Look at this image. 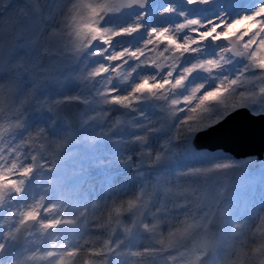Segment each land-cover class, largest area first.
Listing matches in <instances>:
<instances>
[{"label":"snow or ice","instance_id":"1","mask_svg":"<svg viewBox=\"0 0 264 264\" xmlns=\"http://www.w3.org/2000/svg\"><path fill=\"white\" fill-rule=\"evenodd\" d=\"M148 2L0 0V264H264V194L242 203L228 179L248 169L264 186V159L176 165L233 112L264 117V3L207 21L168 4L157 15L180 22L114 50L147 13L122 27L106 18ZM207 41L224 45L177 74ZM237 58L246 63L234 76L178 95L194 73ZM140 65L168 71L121 92ZM142 101L158 102L155 118Z\"/></svg>","mask_w":264,"mask_h":264},{"label":"rangeland","instance_id":"2","mask_svg":"<svg viewBox=\"0 0 264 264\" xmlns=\"http://www.w3.org/2000/svg\"><path fill=\"white\" fill-rule=\"evenodd\" d=\"M260 3H264V0H211L210 3L202 5L203 9L199 11L194 6H187L183 4V0H149L148 6L146 9L139 8H130L125 10L123 13L111 14L106 18L105 26H116L122 27L128 24L134 23L135 18L140 15L142 11H146L147 15L140 23H142L145 27L141 29L140 32L134 33L133 37L130 41L119 40L115 42L116 47L114 50H121L123 47H130L135 49L136 47H141L143 45L144 40L147 39V31L150 27H162L167 25H175L180 22L181 18L178 15H165L159 16L157 15L159 8L165 7L168 4H176L179 8L187 11V14L190 17H200L202 20L207 21L210 19H215L222 14H226V19L231 20L243 15L245 13H251L254 11ZM186 32H183L180 35V38H183V35H186ZM224 45V42H217L213 44L211 41L205 42L201 45V51L198 54H186L180 65L178 66L176 73L195 62L197 58L205 59L209 57H215L219 48ZM163 48V45L161 46ZM107 61H102L101 58L91 57L89 58L90 65H95L96 63ZM136 61H130L129 64L136 66ZM246 63V61L239 62L236 59L233 63L224 66V68L213 74H203L197 73L192 75L189 80L186 81L185 87L178 90V95L183 96L190 93V90L194 86H198L199 84H204V91L215 86V84L224 76L232 77L234 76L239 69ZM168 69L165 68L163 70L157 71L155 67H150L146 65H140L137 67L136 72L133 74L134 79L128 81L127 83H120L119 87L121 92L129 90L131 84L138 82L139 78L144 75L156 76L158 79L162 78L163 75L167 73ZM211 76L212 79H216V81L207 84V77ZM116 83V81H114ZM158 102H154L151 104H147V101H142L139 109L140 111L145 112L149 116L155 118L158 115L155 104ZM118 111H120L118 109ZM115 114V113H114ZM186 113L180 112L178 113L176 119H182ZM223 113L217 110L214 113L215 115H222ZM213 116V118H214ZM231 156V154L225 153L222 150H208L206 148L196 149L191 151L187 155H181L176 158L177 166H187L191 164H195L199 158L201 157H221V156ZM237 161L243 162L244 158L236 159ZM118 179H123L118 178ZM235 192L242 203H252L259 202V199L262 194H264V186L260 183V177L257 172H253L250 174L243 175L238 181L237 186L235 188Z\"/></svg>","mask_w":264,"mask_h":264},{"label":"water","instance_id":"3","mask_svg":"<svg viewBox=\"0 0 264 264\" xmlns=\"http://www.w3.org/2000/svg\"><path fill=\"white\" fill-rule=\"evenodd\" d=\"M194 7L199 10L203 8L201 4ZM127 9L130 8H124L120 13ZM132 37L133 35L118 39L130 41ZM237 59L239 62L244 61L242 58ZM151 103H154V101H147V104ZM194 143L196 149L206 148L211 151L220 149L237 159L249 156L264 159V117L253 118L249 115L247 108L241 109L238 112H233L232 115L223 120L215 130L200 134ZM253 172L255 171H249L248 169L236 170L230 173L228 179L235 189L237 181L243 175Z\"/></svg>","mask_w":264,"mask_h":264},{"label":"bare ground","instance_id":"4","mask_svg":"<svg viewBox=\"0 0 264 264\" xmlns=\"http://www.w3.org/2000/svg\"><path fill=\"white\" fill-rule=\"evenodd\" d=\"M197 73H201V72H197ZM197 73H194V74H197ZM194 74H193V75H194ZM203 74H207V73H203ZM214 81H216V79H212L211 76L207 77V84H209V83H211V82H214Z\"/></svg>","mask_w":264,"mask_h":264}]
</instances>
